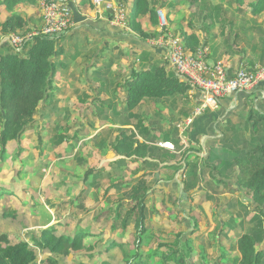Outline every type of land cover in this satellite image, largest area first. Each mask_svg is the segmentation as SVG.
Returning a JSON list of instances; mask_svg holds the SVG:
<instances>
[{"label":"trees","instance_id":"obj_1","mask_svg":"<svg viewBox=\"0 0 264 264\" xmlns=\"http://www.w3.org/2000/svg\"><path fill=\"white\" fill-rule=\"evenodd\" d=\"M22 1L29 0H0V2H6L8 6ZM66 1L77 3V0ZM81 1L89 3L90 7L94 9V0ZM115 1L118 2V0ZM195 3L202 8L212 7L211 9L214 11L212 15L217 19L222 18V2L220 5L211 4L213 6L209 5L206 0L204 2L195 0ZM237 3L238 5L246 4L247 9L255 16L264 13V0H237ZM156 11V6L152 5L150 0H134V21L130 20V26L135 29L139 28L141 36H154L155 33L144 30L139 21L144 16L150 15V20L156 26L158 24ZM27 25V19L22 14L14 12L0 24V36L22 31L27 34L30 32L26 28ZM189 26L195 27L191 23ZM70 30L71 28L61 34L36 36L24 43L22 47H11V51L0 56V159H4L8 152H11L14 157L21 156L24 150L20 140L22 135L27 130L39 127V120L46 117L45 108L48 102L54 98V79L57 72L66 65L62 59L64 47L59 45V40ZM181 31L180 36H182L187 49L196 51L203 46L201 37L195 32L189 33L184 29ZM190 88H192L191 85L181 79L179 75H168L165 67L150 68L126 83L128 110L135 109L144 99L161 100L174 96L183 97ZM248 106L244 112H247L245 127L246 131L250 133V138L234 144L230 143L229 138L224 135L220 148L226 155L218 154L217 149H213L214 151H210L205 159L206 166H212L213 161L218 163L214 166L215 171L212 172V175H218L223 182L225 180L230 182L232 188L240 191V194L244 192L245 195H249L247 201L254 211L249 220L239 222L241 232L238 233L235 242L237 255L229 256L225 252L223 259H220L221 257L215 258L216 260L212 259L215 260L213 264H264V113L251 104L249 108ZM39 134V153L43 158L45 142L44 136ZM78 139L69 137L65 133L54 134L52 136L53 145L56 150H62L57 156L63 153V146L66 151L72 153L82 138ZM13 142L15 144L11 146ZM91 147L90 144L89 148ZM110 149L117 155L124 156L126 154L128 157L154 156L149 144L139 142L134 133L126 134L124 128H120L119 133L110 139ZM228 151H232V154H228ZM101 152L102 155H105L103 151ZM77 154L75 157L83 164L87 158ZM118 163L124 164V158L118 160ZM152 165L159 166L157 163H152ZM83 168L86 173V181L91 174H94L95 177L101 175L95 166H88L85 163ZM108 173L118 179L110 181V184L102 190L104 195H107L112 189H116L117 185L123 186L124 189V186H130L134 182L133 178L125 180L124 174L119 169L110 170ZM117 173L120 175L117 176ZM224 175L227 176V179L224 178ZM62 179L61 183H65L62 182ZM48 180L50 181V175ZM148 183V179H142L137 185H132L133 187L128 191L117 190L118 199L113 203L109 202L105 208L102 207L96 220L87 226L69 223L67 218L63 220L61 216H57L59 214L56 215L58 217L55 219L56 223L49 225L52 216L46 211L44 212V217L47 218L45 226H49L39 231L30 232V241L23 236L14 241L8 230H0V264H37L38 252L48 253L45 254L44 264H60L62 259L66 260L70 256H75L82 250L89 251L90 255L87 256L89 263L87 264H90L95 258L101 259V256L116 250L121 254V263L124 262V264H195L198 254L194 250L195 245L192 243L191 236L185 238L177 235L176 242L172 244L163 235H158L147 227V220L151 213L156 211L148 205L150 196ZM184 189L189 190V182L185 183ZM67 192L69 195L73 193V191ZM1 194H16V191L13 186L0 187ZM73 195L76 197L72 203L79 201L81 195ZM108 200L110 199L108 198ZM87 210L89 211V209ZM240 211L238 210L228 221L221 220V226H226V223L238 220L242 216L245 218L250 216L248 209L244 215ZM17 214L18 212H9L0 207V228L5 223L4 219L15 220ZM101 223L103 227L100 235L109 225V236L104 242L101 237L98 243L87 246L84 240ZM195 224H197V220H195ZM245 230L247 231L245 232ZM217 233L218 229L216 235ZM131 234L134 236L133 243L128 239ZM154 242L157 243L154 244ZM112 262L103 260L99 264H111ZM77 264L86 263L79 262Z\"/></svg>","mask_w":264,"mask_h":264},{"label":"rangeland","instance_id":"obj_2","mask_svg":"<svg viewBox=\"0 0 264 264\" xmlns=\"http://www.w3.org/2000/svg\"><path fill=\"white\" fill-rule=\"evenodd\" d=\"M111 1L115 7L124 10L123 19L113 18L115 13V11H112L113 8L108 10L102 9V14L109 12V16H107L108 20L114 27L121 30L127 29L130 20L134 21V0H118V2L110 0V3ZM151 1L153 4H158L162 0ZM167 1L169 3L167 8L168 19L171 17V14H175V19L173 20L171 28V32L175 35H181V30L184 28L182 24H184L186 28L187 25H189L188 23L201 25L203 29L206 28L217 34L218 32L216 31L221 32L224 26L231 29L233 33V37L231 36V38H233V40L237 34V39L235 41H238V44L244 49L246 48L249 52L252 51V48H255L256 54L259 55L264 49V13L255 16L247 9L248 6L246 4L238 5L237 0H210V2L206 0L209 5H220V2L223 3V10L221 11L222 18L220 17V20L212 15L214 12L211 9L212 7L202 8L195 3V0H180L175 4L177 8H173V10H171L172 4H174L176 0ZM202 2H204V0H202ZM177 12H179V14H176ZM124 19L126 22L125 25L122 24ZM179 26L181 27L178 28ZM64 37L67 38L66 40L68 41L72 40L75 42V44L72 45L74 48L76 47V51H80L81 55L84 53V50L87 51L91 49L88 42H86L88 38H85V36L80 33ZM99 48L100 47L97 46L94 51H99ZM11 50V48L4 46L0 51L3 54L5 51ZM125 51L128 52L129 50L125 49ZM124 53V46L118 45L117 48H107L103 56L96 57V60L93 62L84 57V60H86L84 65H82L83 62L75 63L78 71H84L85 74L90 73L91 75L96 69L99 70V72L94 73V76H98V78H100L99 81L104 82L107 86L100 89L99 92H94V96L100 99L101 95V99L104 100V102L100 99L99 104L85 105L82 110L77 111V108L75 110L69 105V101H74L72 99L74 90L71 89L68 92L67 89L64 88V91L61 92V87L57 88L55 91L57 95H54L53 98L54 102L51 103V100L46 106L45 110L50 111V113L47 111V118H45L44 121L39 120V127L27 130L22 135L20 140L24 150L21 156L14 157L11 155V152H8L4 159H0V187L8 188L13 186L16 191V194L0 195V207H3L4 210H8L9 212H18L15 220H12V218L7 220L4 219L5 223L0 228V230H8L12 240L16 241L19 239L18 237L23 236L26 240L30 241V232L33 230L39 231L49 225L55 224V219L58 218L57 216H61L63 220L67 218L69 223H74L76 225L81 223L82 226H86L90 222V214L96 215L99 212V208H101V204L102 206L107 204L108 198L113 201L117 200L119 197L116 193L107 196L104 195L103 191L95 192L94 189L90 192L83 193L80 197L81 201L95 204L96 207L90 212L87 210L88 208L84 206V203L83 206L78 204L80 200L76 202L78 205L73 204V199L76 197L73 194L75 192L79 194V191H75L69 195L68 192L65 191L66 188L68 190V186L64 188L59 182V178H61L59 171L65 169L66 173L77 172L75 174H78L82 164L76 157L73 158L72 153L74 152L65 154L67 155L66 157H71L69 161L63 160L62 157H58L57 155L62 150H56L53 145L52 136L54 134L58 135L65 133V135L69 137L82 138L79 143L80 146L78 144L77 147L79 150L78 156L85 155L84 153L86 150H89L87 147L90 144L96 153L90 151L91 155L94 154L98 156L102 155L101 151L106 154L111 150L110 139H113L115 135L119 133L120 128H124V114H130L129 111L128 113H124V94H122V92H124V73L121 72V77L120 75L116 77V74L122 70V65L124 64ZM117 56H121V58ZM69 57L71 58L72 56L69 55ZM128 59L131 60L133 57L128 56ZM108 73L111 75H107ZM135 73V75H138L140 71L136 68ZM90 75L88 78L85 77L84 79H91ZM118 83L121 84L119 88L116 87ZM77 93L79 92L77 91ZM63 98L68 104H60ZM164 106L166 109L162 111H166L172 107L166 104H164ZM211 113V111H207L205 114ZM246 117L247 112L245 113L244 111L237 110L235 116H231L222 124V130L226 133L230 143L232 142L235 144L238 141L250 138V133L246 131L244 122ZM137 119L141 122L144 121L140 116H135L131 122ZM144 124L147 123L145 122ZM145 127L150 129L149 125ZM164 129H167V127H164ZM39 133L44 136L45 142L43 158L40 157L39 153ZM126 133L128 134L127 131ZM177 133L178 129L174 126L172 128L173 136L176 137ZM160 135H166V132H161ZM93 136L95 137L92 139ZM13 144H15V142L11 143V146ZM218 154L223 156L226 155L222 148H220ZM228 154H232V151H228ZM109 158H111L110 155ZM90 163L94 165L98 164L99 161H97L95 157H92ZM104 163L105 162H103V164ZM215 165H218V163L213 161L210 168L212 172L215 171ZM199 170L203 171V169L197 165L194 171L196 172V177L198 179L200 178V182L204 187L201 193L198 191L193 193L192 201L183 202L173 199L175 202L172 200L173 204H171L175 206L174 208L165 207V205L162 204L161 198L157 199L159 203V205H157L158 213L155 216L153 212L151 213L150 218L147 220V227L153 232H157L158 235L159 233L163 234L164 238L167 241L169 240L172 244L176 242L177 235L185 238L192 236V243L195 245L194 250L197 252L198 258L201 259L204 264H213L216 259L220 257V259H223V257H225V252L229 254V256L235 257L237 255L235 242L238 233L241 232L239 222L242 220H249L251 216H253L254 211L251 209L249 201H247L249 195H245L244 192L240 194V191H236L232 188L230 182L226 180L225 182L221 181L218 175H209L207 173L206 176V172H203L201 175L199 174ZM188 171H191V165ZM49 175L50 181L48 180ZM224 178L227 179V176L224 175ZM108 180L109 178L106 177L104 182ZM206 195H209V198H207ZM191 203L192 205H190ZM193 205H195L194 208L192 207ZM247 209L250 212L249 217L245 218L242 216L238 218V220L226 223V226H221V220L228 221L238 210H242L240 213L244 215ZM181 210L185 211V213L181 214ZM46 211L51 214L52 219L50 224L45 226L47 218L44 217V212ZM195 220H197L198 229H195ZM98 226L100 228L103 227L102 223ZM98 226L95 228L94 234L84 240L87 246L98 243L100 237L99 232L101 231ZM217 229L218 233L216 235ZM61 230L64 232L62 228ZM194 230L198 232L190 234L194 232ZM246 231L247 230H245V232ZM101 235L104 242L109 235V225L104 228ZM128 239L133 243L134 236H129ZM155 243L157 242H154V244ZM131 247L134 246L131 245ZM38 254L39 260L37 264H44V259L48 253L45 252V255L38 252ZM88 255H90L88 250H82L77 252L75 256H70L66 260L62 259L60 264H77L79 262L87 264L89 263ZM100 258L101 259L95 258L90 264H99L103 260L113 261L111 264H124V262L121 263L122 256L118 253V250L111 251Z\"/></svg>","mask_w":264,"mask_h":264},{"label":"crops","instance_id":"obj_3","mask_svg":"<svg viewBox=\"0 0 264 264\" xmlns=\"http://www.w3.org/2000/svg\"><path fill=\"white\" fill-rule=\"evenodd\" d=\"M178 1L180 0H176L175 3L172 4L171 10H173V8H177L175 4ZM72 2H70V4L73 7V25L71 27V30L65 33V36L69 37L71 34L80 33L84 35L85 38H88L86 42H88L91 49L87 51L84 50V53L81 55L80 51H76V47L74 48V46L72 45L75 44L74 41H68L65 37L59 40V45L64 47V55L62 59H64L66 65L65 67L61 68L56 74V77L54 79V95H57L55 91L60 87L61 92L64 91V88H66L68 92L73 89L74 94L72 95V99L74 101H69V105L73 109L76 110L77 108V111H79L82 110L85 105L87 106L91 104H99L101 95L100 99H97L94 96V92H99L100 89L107 86L104 82L99 81L100 78H98V76H94V73L99 72V70L96 69L91 73V75L90 73L85 74L84 71H78L75 63L77 64L78 62H83L82 65H84L86 61L84 60V57L85 59L87 58V60L93 62L96 60V57L103 56L104 51L109 47L117 48L118 45L124 46V64L122 65V70L116 74V77H119V75L121 77L122 74L120 73H124V92H122V94H124V113H128L129 111L127 104L126 83L137 76L135 75L136 68L141 73L142 71H147L150 68L152 69L160 66L165 67L168 75H178L173 66H171L165 58L164 50L162 48L153 46L150 42L151 40L163 34L158 10L161 8L167 14V8L169 4L167 0H162L158 3V5L153 4V2L150 0L151 4L156 6L157 9L156 12L158 24L156 26H154L152 21L150 20V15L144 16L143 18H141L142 20L139 21L141 23V27L144 30L149 33H155L154 36L148 37L141 36L140 29L132 28L130 26V23L129 27L125 30L114 27L108 20L107 16H109V12L100 15L96 13L95 8L92 9L90 7L89 3H86L84 1L80 2V0H77L76 4H73ZM14 12L22 14V16L27 19L28 25L26 26V28H28L30 32L43 26L44 22L42 11L40 8V0L22 1L21 3H17L15 5L10 4L9 6L6 2H0V24ZM176 14H179V12H177ZM170 16L172 17V19L171 17L168 19V25L166 27V31L169 32L172 31L171 28L173 20L175 19V14L173 13ZM182 26L184 27V31L189 33L195 32L199 37H201L202 45H205L209 49L210 62L214 63L223 60L226 63L231 75L242 68L251 70L256 65L264 66V49L259 55L256 54L255 48H252L251 52H249L246 48L244 49L238 44V41H235L237 39V34L235 35L234 40L233 38H231V36L233 37V33L231 32L230 28L223 26L221 32L216 31L218 32L217 34L206 28L203 29L201 25L199 26L197 24H195L194 28H191L189 25H187L186 28L184 24H182ZM180 27L181 26H179L178 28ZM19 33H25V31ZM97 46L100 47L99 51H94ZM7 47L11 48V46ZM125 49H128L129 51L126 52ZM8 52L9 51H5V53L3 54H6ZM1 55L2 53L0 51V56ZM69 55H71L72 57L70 58ZM128 56L133 57V59H128ZM117 57L121 58V56ZM89 75L91 79L85 80L84 78H88ZM107 75L111 74L108 73ZM120 86L121 84L118 83L116 87L119 88ZM262 90H264V86H262L260 90L258 89L254 92H239L234 95L228 96L221 101L218 110L211 111V114L198 116L194 118L191 123L189 122V119L192 117L193 109L196 106V103L202 98L201 93L198 90L190 88L183 97L174 96L161 100L152 98L144 99L135 109L129 111V115L124 114V129L128 132V135L134 133L136 139L139 142L149 144V147L152 149L154 156L148 155L145 157H128L126 154H124V156L117 155L112 150H110L106 154L104 153L105 155L96 156L94 154L91 155L90 151L94 153L95 151L92 149V147L89 148V145L87 147L89 150H86V152L84 153L85 155H83L87 158L83 164L86 163V165L88 166H95L96 169L99 170V173L101 175L95 177L94 174H91L86 181V173L82 164L81 170H79L78 174H75L77 172L66 173L65 169L60 170V177L63 178L62 182L65 183H61V178H59V182L64 188L68 186V190L66 188L65 191H73V193L75 191H79V194H77L76 192L74 193L76 195H82L83 193H86L88 191L90 192L94 189L95 192H102V190L107 187L108 184H110V181H112L113 179H118L117 177L110 175L108 172L110 170L119 169V171L124 174L125 180L132 178L134 179L132 185H137L138 182L142 179L149 180L148 186L150 188V196L148 205L156 210L153 212L154 216L158 213L157 205H159V203L157 202V199L161 198L162 204H164L165 207L168 206V208L175 207L172 205L173 199H177L178 201L183 202L192 201L193 193H196L197 191L201 193V190L204 189L200 182V178L198 179L196 177V172L194 171L195 165H198L203 169V171L199 170V174L202 175L203 172H206V176L207 173L209 175H212V171L210 169L211 166L205 165V159L208 157L210 151H214L213 149H217L218 153L219 148L221 147L222 137L224 135L227 137L226 133L222 130V124L231 116H235L237 110L245 111L244 109L248 105L250 106V104L264 113V98H262ZM77 91L79 93H77ZM102 101L104 102V100ZM53 102L54 100L52 99L51 103ZM65 103L68 104V102L64 101L63 98L60 104L64 105ZM164 104H166L167 106H172L171 109L168 107L169 109H167L166 111H162L163 109H166ZM88 110L90 111L89 108ZM47 111L48 113H50L49 110H45L46 114ZM135 116H140V118L144 121L141 122L137 119L136 121L131 122V120L134 119ZM44 119H42L41 121H44ZM145 122L147 124H144ZM148 125L150 126V129H147L145 127ZM174 126H176V128L178 129L176 137H174L172 134V128ZM164 127H167V129H164ZM161 132H166V135H160ZM93 138L94 136L92 137V139ZM165 142L173 143L174 148L170 149L166 146H162L161 143ZM73 152L74 153L72 154V156L73 158H75V155L76 153H79V150L76 148ZM66 153L69 152L66 151V148L64 147L63 153L58 157H62L63 160L69 161L71 157H66ZM109 155L111 158H109ZM92 157H95V159L99 161V163L94 165L91 164L90 159ZM123 158L124 164H119L118 160ZM103 162L105 163L103 164ZM152 163H157L159 164V166L157 167V165H152ZM190 165L191 171H188ZM116 175L118 176L120 174L117 173ZM106 177H108L109 180L107 182H104ZM186 182H189L188 191L184 189ZM132 185L124 186V189L123 186L121 187L117 185L118 187H115L116 189H112V191H110L107 196L114 193H116L118 196L119 194L117 190L121 192H123V190L128 191L133 187ZM206 196L207 198H209V195ZM109 202L113 203L114 200H108V203ZM83 203L84 206L89 209V212L96 207L95 204H90L89 202L81 200L78 204L83 206ZM73 204L78 205L76 202H74ZM107 204L103 206L101 204L100 207L105 208ZM190 205H192V203ZM192 207L194 208L195 205H193ZM101 208H99V212L96 215L90 214L89 223H92L94 220H96L98 214L101 212ZM180 213L184 214L185 211L181 210ZM194 226H196L195 229L199 228L198 224ZM99 229L101 230L100 227ZM94 231L95 229H93L92 234H94ZM197 232H195L194 230V232L190 234H194ZM159 235L163 234L159 233ZM89 236H87L86 238H88ZM129 236L131 237L132 235ZM101 237L102 236L100 235L99 239ZM195 264L204 263L201 259L196 257Z\"/></svg>","mask_w":264,"mask_h":264},{"label":"built area","instance_id":"obj_4","mask_svg":"<svg viewBox=\"0 0 264 264\" xmlns=\"http://www.w3.org/2000/svg\"><path fill=\"white\" fill-rule=\"evenodd\" d=\"M96 13L102 14V9L115 11L114 19H123L124 10L110 3V0H94ZM105 6V7H104ZM40 8L43 16V26L29 32L9 33L0 36V49L4 46L20 48L36 36L55 35L66 32L73 25V7L66 0H41ZM119 8V9H118ZM163 34L151 40V44L164 50L165 58L177 74L185 79L194 90L201 93L202 98L196 103L191 123L194 118L204 115L207 111L219 109L221 101L239 92H254L264 86V66L256 65L251 70L242 68L233 75L230 74L223 60L210 62L209 49L205 45L196 51L186 48L180 35L166 31L168 17L163 9L158 10ZM122 24H126L125 19ZM264 98V90L261 91ZM170 149L173 143H161Z\"/></svg>","mask_w":264,"mask_h":264}]
</instances>
